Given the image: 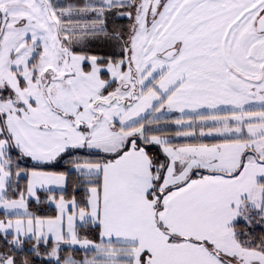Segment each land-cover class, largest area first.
Returning <instances> with one entry per match:
<instances>
[{
  "label": "snow or ice",
  "instance_id": "1",
  "mask_svg": "<svg viewBox=\"0 0 264 264\" xmlns=\"http://www.w3.org/2000/svg\"><path fill=\"white\" fill-rule=\"evenodd\" d=\"M0 264H264V0H0Z\"/></svg>",
  "mask_w": 264,
  "mask_h": 264
}]
</instances>
